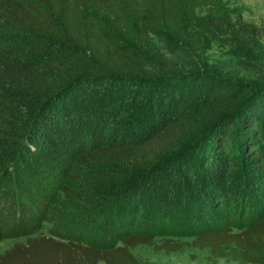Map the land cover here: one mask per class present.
<instances>
[{
  "label": "trees",
  "instance_id": "16d2710c",
  "mask_svg": "<svg viewBox=\"0 0 264 264\" xmlns=\"http://www.w3.org/2000/svg\"><path fill=\"white\" fill-rule=\"evenodd\" d=\"M152 41L153 75L183 81L138 115L124 85ZM263 49L226 0H0V264H264Z\"/></svg>",
  "mask_w": 264,
  "mask_h": 264
},
{
  "label": "rangeland",
  "instance_id": "374dc122",
  "mask_svg": "<svg viewBox=\"0 0 264 264\" xmlns=\"http://www.w3.org/2000/svg\"><path fill=\"white\" fill-rule=\"evenodd\" d=\"M228 7L231 10H236L240 12L241 18L247 23H252L254 25L264 24V0H226ZM167 42V40H166ZM171 48L168 43L164 45L156 44L155 41L151 43L143 44V47L137 45L136 50L139 57V63L142 65L144 71H138V75H146V79L136 80L132 84L126 83L124 87L129 94L130 99L140 100L135 103L134 114H147L150 108V100L146 97L147 89L154 87L156 89L163 90L169 97L170 95H176L178 92L177 86L183 81L182 78H175L171 75L168 77L160 78L158 75H153L159 68L163 67L158 60H162L167 57L166 51ZM228 47L221 48L219 45L212 43L211 47L206 44L200 45L199 58L203 64H212L213 61L219 60L226 57ZM54 53H66L63 47H54ZM166 55V56H165ZM231 55V54H230ZM261 58L264 61V49L260 53ZM165 56V57H164ZM119 86V84H116ZM115 85V86H116ZM122 87V85H120ZM132 91V92H130ZM152 102V101H151ZM157 103V102H156ZM11 246V243H0V251L6 250ZM131 253L137 261L140 263H152V264H212L209 262V252L207 250H200L197 248L185 247L180 251L167 254L164 251H154L152 247L146 245H138L131 248ZM216 264H240L231 259L229 253L222 258L217 260Z\"/></svg>",
  "mask_w": 264,
  "mask_h": 264
}]
</instances>
